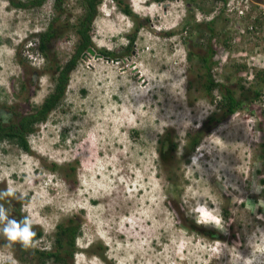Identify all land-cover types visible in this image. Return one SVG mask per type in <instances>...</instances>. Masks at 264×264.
<instances>
[{
  "label": "rangeland",
  "instance_id": "1",
  "mask_svg": "<svg viewBox=\"0 0 264 264\" xmlns=\"http://www.w3.org/2000/svg\"><path fill=\"white\" fill-rule=\"evenodd\" d=\"M134 2L139 30L117 0H102L96 53L83 55L64 101L28 136L30 153L0 144V193L11 189L0 206L43 233L24 247L0 223V264H41L30 251H54L57 228L70 219L81 224L72 264H264V0ZM53 5L20 9L0 0L6 123L16 116L5 105L25 115L54 89L35 46L56 15ZM64 7L69 26L53 45L62 65L75 54L85 12L81 0ZM209 42L214 81L238 99L249 90L260 97L242 99L190 149L188 134L218 112L198 56ZM99 50L114 56L100 58ZM213 95L219 101L217 89ZM167 136L176 147L164 161L158 149Z\"/></svg>",
  "mask_w": 264,
  "mask_h": 264
},
{
  "label": "trees",
  "instance_id": "2",
  "mask_svg": "<svg viewBox=\"0 0 264 264\" xmlns=\"http://www.w3.org/2000/svg\"><path fill=\"white\" fill-rule=\"evenodd\" d=\"M8 1L16 8L27 9L31 7H41L49 0H31L29 3H22L16 0ZM51 1L54 3L53 8L56 15L43 33H37L36 40L38 41L37 51L47 63L45 70L55 82L54 89L40 106H33L29 113H26L25 115L16 111L14 107L5 105L4 107L7 108L8 112H10L11 115L16 116V120L14 119L13 121L6 123L0 117V144L4 141L16 142L21 149L28 153L31 151L28 136L35 131L36 127L40 123L45 122L49 115L64 101L70 84L72 72L77 67L79 61L83 58V55L88 52L90 48L95 49V45L93 43V23L98 17V8L102 3V0H81L82 7L85 8V12L81 21H79L76 26L79 42L72 59L68 61L66 65H62L60 64L57 54L53 49V45L59 38H61L63 32L66 31L69 26L68 23L65 24L61 20L62 15L66 16V8L64 7L66 0ZM117 1L122 12L133 16L129 6L123 7L122 0ZM210 30L214 33L213 28H210ZM131 42H134V38L131 39ZM208 48V53L198 56L200 57L202 69H204L207 74V78L205 77L207 82L205 85V93L208 97H210L212 103L217 102L218 112L213 113V115L203 123L202 127L196 130L195 134L192 132L188 134L190 149L196 148L206 133L211 132L229 117L233 116L237 110L241 108L242 99L248 100L260 97L259 91L249 90L248 95L245 96L243 94L241 98L238 99L233 89L220 83H216L211 75L212 69L216 64L214 61L215 51L213 49L214 45L212 42L208 43ZM99 53L104 57L114 56V53L106 50H99ZM193 55L194 53L190 52L189 59H192ZM20 62L23 66L26 65L21 60ZM25 88L26 83L23 81L20 93L24 92ZM215 89H217L220 93L219 101H216V97L213 95ZM169 140L170 138L167 136L164 141H161V146L158 149L159 154L164 161H166L165 159H167V157H173L170 155V152L175 150L176 147L173 143L172 145L171 143L168 144L167 142ZM169 147L170 149H168ZM167 150H169V153ZM53 168L55 169L56 167L54 166ZM15 211H19V208ZM80 226L81 224L79 221L76 219H70L67 223L58 226L55 235L54 251L48 252L36 250L30 251V253L37 255V257L41 260V264H46L47 261H52V264H72L76 250V238L80 233ZM215 232L216 231H210L209 234L214 238L220 239L219 236H216L217 233ZM42 237L43 233L41 231H37L35 232L32 242H35ZM24 253H29V251L27 252V249H25L22 254ZM19 258L23 259V256L20 255Z\"/></svg>",
  "mask_w": 264,
  "mask_h": 264
},
{
  "label": "clouds",
  "instance_id": "3",
  "mask_svg": "<svg viewBox=\"0 0 264 264\" xmlns=\"http://www.w3.org/2000/svg\"><path fill=\"white\" fill-rule=\"evenodd\" d=\"M135 2H134V0H132V5L129 4V8H130L133 16L127 15L124 12H123V14L128 16L129 18H133V20L137 22L138 17L133 13V12H137L135 9V8H137V5ZM137 23H138L137 30H139V28L141 26H143L144 24H141L139 22H137ZM36 45L37 44H35V46ZM103 58H107V57L103 56ZM107 60H108V58H107ZM10 194H11V189H9L7 192L0 193V198L7 196V195H10ZM0 223L4 224L3 232L9 241L20 242L24 247L30 246V244L32 243V239L35 236V233L32 231V221L29 217L26 216L20 221H17L14 219H9L7 216V212H6L5 208L3 206H0Z\"/></svg>",
  "mask_w": 264,
  "mask_h": 264
},
{
  "label": "water",
  "instance_id": "4",
  "mask_svg": "<svg viewBox=\"0 0 264 264\" xmlns=\"http://www.w3.org/2000/svg\"><path fill=\"white\" fill-rule=\"evenodd\" d=\"M88 52H89L91 55H95V53H96V51L93 50V48H90V49L88 50ZM98 57L103 58L102 55H98ZM108 60H110V59L108 58Z\"/></svg>",
  "mask_w": 264,
  "mask_h": 264
},
{
  "label": "bare ground",
  "instance_id": "5",
  "mask_svg": "<svg viewBox=\"0 0 264 264\" xmlns=\"http://www.w3.org/2000/svg\"><path fill=\"white\" fill-rule=\"evenodd\" d=\"M8 263V262H7Z\"/></svg>",
  "mask_w": 264,
  "mask_h": 264
}]
</instances>
